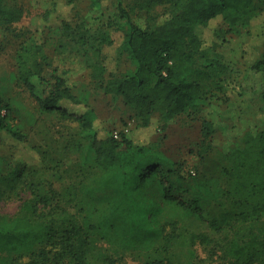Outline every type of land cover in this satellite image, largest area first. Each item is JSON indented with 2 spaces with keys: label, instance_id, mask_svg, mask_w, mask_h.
Here are the masks:
<instances>
[{
  "label": "trees",
  "instance_id": "trees-1",
  "mask_svg": "<svg viewBox=\"0 0 264 264\" xmlns=\"http://www.w3.org/2000/svg\"><path fill=\"white\" fill-rule=\"evenodd\" d=\"M155 5H166L167 15L157 22L149 15L141 28L118 3L125 22L111 29L121 34L116 62L126 60L131 66L129 71L118 75L107 70L103 49L113 42L111 32H102L98 44L103 47L97 49L101 61L95 68V80L102 82L100 88L105 94L121 97L133 109L140 128L148 127L155 113L166 123L222 98L230 71L213 46L225 34L249 29L252 20L264 14V0H136L141 10L148 11ZM55 14L56 2L52 1L41 18L43 29L53 24ZM22 17L20 7L10 0H0L1 27L7 30ZM62 26L70 30L68 23ZM204 31L209 34L207 39L202 37ZM16 64L19 79L31 93L30 78L50 66L41 47L33 41L21 43ZM247 68L253 75L248 80L253 95L264 100V83L260 81L264 51ZM243 86L239 84L230 91L239 106L246 100ZM33 98L41 112H56L78 123L85 140L79 149L81 163H91L98 169L85 193L109 196L105 208L87 212L80 219L76 211L71 212L70 200L59 199L49 183L38 179V171L24 163L14 164L12 171L0 176V184L12 192L28 189L31 198L22 202L16 214L0 215V264H60L66 259L71 264H122L103 254L91 262L87 259L97 234L114 236L123 249L149 251L162 242L161 250L168 253L182 237L176 222L165 219L168 209L205 223L219 236L214 239L205 233H187L190 247L186 253L190 259L196 258L191 247L199 244L228 264H264V129L245 135L242 147L230 153L229 165L222 170L225 184L217 193L201 181L191 187L190 181L180 176L150 143L135 145L123 136L116 139L105 134L94 111L82 105L63 86L62 79L55 78L54 90L43 99ZM6 119L0 117V132L22 141V133ZM211 133L210 123L203 120L202 141ZM183 182L186 200L175 195ZM219 197L229 205L213 213L210 201L217 202ZM143 264L169 261L150 257Z\"/></svg>",
  "mask_w": 264,
  "mask_h": 264
},
{
  "label": "rangeland",
  "instance_id": "rangeland-1",
  "mask_svg": "<svg viewBox=\"0 0 264 264\" xmlns=\"http://www.w3.org/2000/svg\"><path fill=\"white\" fill-rule=\"evenodd\" d=\"M52 1L56 2L55 18L49 28L43 29L41 18ZM119 2L131 21L141 28L146 26L149 15L155 17L156 22L167 15L166 5H155L146 11L136 6V0H10L11 4L22 9L23 17L9 25L7 30L0 26V117L7 118L6 123L24 136L22 141H17L0 132V176L12 171L16 163L29 165L38 171L39 180L49 183L58 192L59 199L71 201L70 210L76 211L80 219L87 212L105 208L109 195L85 193L98 175V169L91 163H81L79 149L85 140L80 136L78 123L56 112H41L33 98L34 95L43 99L51 93L55 78L62 79L63 86L82 105L94 111L105 134L116 135L117 139L123 136L135 145L150 143L180 176L190 181V186L201 181L217 193L225 184L222 170L229 165L230 153L242 147L245 135H255L264 129V100L253 95L252 87L248 85L253 75L247 68L264 51V14L252 20L249 29L225 34L213 46L222 54L230 71L226 92L220 95L222 98L213 99L197 112L181 114L166 123L155 113L148 127L140 128L133 109L125 105L121 97L105 94L100 88L102 82L95 80V68L101 61L97 49L103 47L98 41L104 31L111 32L113 40L103 49L107 70L119 75L131 69L123 58L116 62L121 34L111 29L125 22L120 16ZM62 23H68L70 30L65 31ZM208 36L204 31L202 37L207 39ZM24 41L38 44L50 63L39 76L30 78L32 93L18 77L17 51ZM260 81L264 83V71ZM239 84L244 85L242 92L246 99L241 106L230 93ZM6 112L8 117H5ZM203 120L208 121L212 129L205 141L201 138ZM172 181L175 183V179ZM185 184L177 186L175 194L184 200L188 198L183 191ZM29 192L25 188L12 192L0 184V215L16 214L22 202L31 198ZM210 203L213 213L229 205L221 197ZM165 219L176 222L177 232L182 233L168 253L161 250L162 242L156 243L149 251L123 249L114 236L97 234L87 259L91 262L103 254L122 264H143L150 257H165L169 264H228L220 256L210 254L208 247L199 244L191 247L196 258L188 257L187 233L200 232L214 239L219 237L205 223L184 218L169 209L165 211ZM60 264L71 262L66 259Z\"/></svg>",
  "mask_w": 264,
  "mask_h": 264
},
{
  "label": "built area",
  "instance_id": "built-area-1",
  "mask_svg": "<svg viewBox=\"0 0 264 264\" xmlns=\"http://www.w3.org/2000/svg\"><path fill=\"white\" fill-rule=\"evenodd\" d=\"M113 137L117 139V136L116 135H114Z\"/></svg>",
  "mask_w": 264,
  "mask_h": 264
}]
</instances>
